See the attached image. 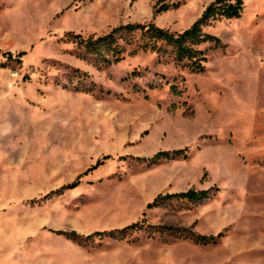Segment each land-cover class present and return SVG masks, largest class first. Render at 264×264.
Masks as SVG:
<instances>
[{"label":"rangeland","instance_id":"374dc122","mask_svg":"<svg viewBox=\"0 0 264 264\" xmlns=\"http://www.w3.org/2000/svg\"><path fill=\"white\" fill-rule=\"evenodd\" d=\"M214 1L0 0V227L13 264H264V0L205 27L224 47H198L202 74L139 36L120 41L119 62L73 40L129 24L181 34ZM163 4L178 8L157 14ZM189 190L208 196L148 209Z\"/></svg>","mask_w":264,"mask_h":264},{"label":"trees","instance_id":"16d2710c","mask_svg":"<svg viewBox=\"0 0 264 264\" xmlns=\"http://www.w3.org/2000/svg\"><path fill=\"white\" fill-rule=\"evenodd\" d=\"M167 1V0H165ZM159 5L157 4V7ZM245 7V0H215L211 3L200 19H198L190 29L184 31L181 34H174L168 30L157 27L154 24L141 25V24H129L123 25L114 29L109 34L102 36L100 38H89L84 39L81 35H74L73 40L79 46V48H84L88 52L93 54L101 55L103 49L113 55L117 59V62L121 61V55L124 53V48L120 45V41L124 40L128 43H133V39L136 36L140 37V49L143 51H151L158 54L171 53L173 61L177 65H182L187 67L193 74H202L205 72V64L207 63L206 53L203 50L198 49V47L211 44L216 49H220L223 46L221 40L211 34L204 31L211 22L217 19H236L240 18ZM178 8V5L173 4H163L160 8L156 9L157 14L167 12L171 9ZM132 39V40H130ZM170 49V51H169ZM9 59H13L12 54H5ZM26 54L21 53L19 57H24ZM99 57V56H98ZM101 57V56H100ZM135 75V74H134ZM140 75V74H139ZM141 76V75H140ZM159 87V84H152L151 89ZM171 92L174 95H180L177 86H171ZM161 156H170L169 153H161ZM173 157H178L182 155V151H176L172 153ZM82 178L80 176L78 180L67 186V189H75L79 185V180ZM207 191H196L189 190L185 193L179 194H167L164 196L157 197L153 203L148 205V209H152L160 206L161 204L174 200H186V201H197L207 198ZM145 229V222L136 223L127 227L123 232L128 230H143ZM170 231H180L172 228H163ZM187 232V230H183ZM121 231H115L111 233L98 232L88 237V239L96 236H110L113 238H119L123 233ZM76 235V234H73ZM194 241L197 244L209 245L216 244L221 235L215 236H202L193 235Z\"/></svg>","mask_w":264,"mask_h":264},{"label":"crops","instance_id":"0c3cea01","mask_svg":"<svg viewBox=\"0 0 264 264\" xmlns=\"http://www.w3.org/2000/svg\"><path fill=\"white\" fill-rule=\"evenodd\" d=\"M10 233L0 227V264H13Z\"/></svg>","mask_w":264,"mask_h":264}]
</instances>
